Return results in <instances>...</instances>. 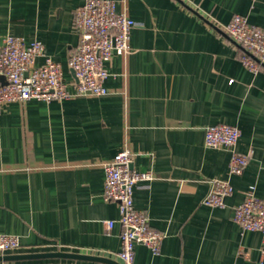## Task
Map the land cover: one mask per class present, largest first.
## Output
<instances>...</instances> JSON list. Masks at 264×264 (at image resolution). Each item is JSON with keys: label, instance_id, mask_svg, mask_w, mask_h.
<instances>
[{"label": "crops", "instance_id": "crops-1", "mask_svg": "<svg viewBox=\"0 0 264 264\" xmlns=\"http://www.w3.org/2000/svg\"><path fill=\"white\" fill-rule=\"evenodd\" d=\"M85 1L0 0V42L10 35L42 42L75 92L68 62ZM115 1L137 26L129 54L106 64L109 95L2 108L0 234L22 242L8 255L69 252L123 264L118 204L104 197L105 164L128 149L133 170L154 176L136 187L135 206L165 235L159 254L137 244L133 264H264L262 233L234 220L251 186L264 200V67L248 70L245 50L224 32L235 15L264 27V0ZM222 124L241 131L236 149L249 157L242 176L230 172L231 149L206 145V129ZM212 179L233 186L224 208L203 203Z\"/></svg>", "mask_w": 264, "mask_h": 264}, {"label": "built area", "instance_id": "built-area-1", "mask_svg": "<svg viewBox=\"0 0 264 264\" xmlns=\"http://www.w3.org/2000/svg\"><path fill=\"white\" fill-rule=\"evenodd\" d=\"M118 6L115 0H86L77 10L75 27L80 32V42L68 62L75 74V92L68 90L61 65L46 55L42 42L27 43L21 37H5L0 42V123L2 108L7 103L32 99L50 103L77 96L109 95L105 82L112 74L106 64L114 55L129 54L132 31L137 26L126 13L119 12ZM224 32L245 50L243 65L251 72H260L264 67V27L252 25L246 17L235 15ZM38 58H44L45 62L38 65ZM2 76L5 81H1ZM240 137V129L231 125H212L206 129L207 147L232 150L230 172L236 176H242L249 164L248 155L236 149ZM132 157V152L126 149L105 164L104 197L118 204L122 226L119 258L123 264H133L137 244L146 245L154 254H159L165 239L162 232L151 227L146 213L135 206L136 187L152 181L154 176L131 169ZM208 183L210 189L203 203L224 208L233 186L219 179ZM234 220L244 231L262 233L261 254L264 257V200L255 195V186L250 187L243 202L235 208ZM113 226L114 221L107 223L108 229ZM21 248L19 236L0 234V255Z\"/></svg>", "mask_w": 264, "mask_h": 264}, {"label": "water", "instance_id": "water-1", "mask_svg": "<svg viewBox=\"0 0 264 264\" xmlns=\"http://www.w3.org/2000/svg\"><path fill=\"white\" fill-rule=\"evenodd\" d=\"M71 73L75 77L74 71L71 70ZM131 169H133L132 164H131ZM47 258H62V259H73V260H81V261H93V262H103L109 264H118L117 262H114L113 260L104 257L90 256V255H83V254H76L69 252L0 255V263L22 261V260L47 259Z\"/></svg>", "mask_w": 264, "mask_h": 264}]
</instances>
